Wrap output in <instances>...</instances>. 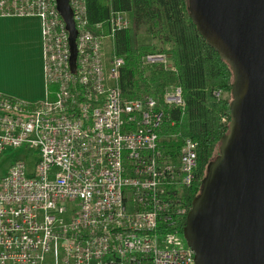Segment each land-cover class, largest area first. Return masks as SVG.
Listing matches in <instances>:
<instances>
[{
    "label": "built area",
    "instance_id": "built-area-1",
    "mask_svg": "<svg viewBox=\"0 0 264 264\" xmlns=\"http://www.w3.org/2000/svg\"><path fill=\"white\" fill-rule=\"evenodd\" d=\"M69 5L74 72L56 0H0V17L39 19L45 84L40 102L0 94V157L26 152L0 176V264H195L178 228L197 145L185 138L177 164L166 162L155 100L122 96L124 61L104 42L129 28L128 15L91 26L86 0ZM142 62L169 69L164 54ZM163 101L183 108L181 87L166 86Z\"/></svg>",
    "mask_w": 264,
    "mask_h": 264
},
{
    "label": "water",
    "instance_id": "water-1",
    "mask_svg": "<svg viewBox=\"0 0 264 264\" xmlns=\"http://www.w3.org/2000/svg\"><path fill=\"white\" fill-rule=\"evenodd\" d=\"M189 18L233 71L229 131L207 166L182 236L195 264H264V0H187ZM75 71L69 0H56Z\"/></svg>",
    "mask_w": 264,
    "mask_h": 264
},
{
    "label": "trees",
    "instance_id": "trees-1",
    "mask_svg": "<svg viewBox=\"0 0 264 264\" xmlns=\"http://www.w3.org/2000/svg\"><path fill=\"white\" fill-rule=\"evenodd\" d=\"M86 3L91 26L105 21L111 12L128 15L129 28L116 32L113 39L114 54L124 61L119 87L125 99L148 95L155 100L156 109L163 113L160 135L177 136L160 144L161 154L175 162L185 138L197 145L195 179L183 189L180 198L188 213L200 193L207 166L218 156L221 139L229 131L233 71L198 33L189 18L187 0H86ZM142 35L150 36L153 43L141 42ZM158 43L169 46L163 52L170 56L172 69L143 64L144 56L157 53ZM168 85L181 87L183 108L165 105L163 91ZM217 91L229 94L230 99L217 98ZM184 225L185 217L179 221L180 233Z\"/></svg>",
    "mask_w": 264,
    "mask_h": 264
},
{
    "label": "crops",
    "instance_id": "crops-1",
    "mask_svg": "<svg viewBox=\"0 0 264 264\" xmlns=\"http://www.w3.org/2000/svg\"><path fill=\"white\" fill-rule=\"evenodd\" d=\"M0 94L26 103L45 97L41 24L36 17H0Z\"/></svg>",
    "mask_w": 264,
    "mask_h": 264
},
{
    "label": "rangeland",
    "instance_id": "rangeland-1",
    "mask_svg": "<svg viewBox=\"0 0 264 264\" xmlns=\"http://www.w3.org/2000/svg\"><path fill=\"white\" fill-rule=\"evenodd\" d=\"M142 36H145V35H142ZM141 36V37H142ZM141 42L143 43H147V44H151L153 43V40L150 36H146V37H143L140 39ZM159 44V43H158ZM104 47H105V53H106V56H110V53H111V49L114 48L113 46V40L111 39H106L105 42H104ZM169 46L168 45H163V44H159V47H158V50H157V53L159 54H164L166 56V62H167V65H168V68L171 69L172 68V64H171V61H170V56L165 54L163 51H165L166 49H168ZM155 53V54H157ZM162 67H164V65L161 64ZM221 92V97L220 99H230V95L225 93V92ZM225 121V120H224ZM172 138H168V137H165V136H161L160 137V140L162 143L163 141H170ZM26 155V152L24 151V149H21V150H13V149H10L8 148L4 154L0 157V176L5 174L9 168V166L11 165V163L14 161V160H17V159H22L24 158ZM173 165H176L177 164V160L175 162H173L171 160V158H168L166 159L165 161L170 163ZM29 166H32V164L30 163ZM184 206V209H185V215L184 217L186 218V215H187V209H186V206L183 204Z\"/></svg>",
    "mask_w": 264,
    "mask_h": 264
}]
</instances>
